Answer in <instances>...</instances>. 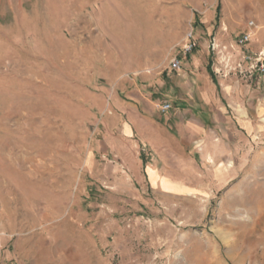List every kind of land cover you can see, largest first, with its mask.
<instances>
[{
  "label": "rangeland",
  "instance_id": "374dc122",
  "mask_svg": "<svg viewBox=\"0 0 264 264\" xmlns=\"http://www.w3.org/2000/svg\"><path fill=\"white\" fill-rule=\"evenodd\" d=\"M251 22L263 45L264 0H0V264H264V124L158 176L98 146L115 99Z\"/></svg>",
  "mask_w": 264,
  "mask_h": 264
},
{
  "label": "crops",
  "instance_id": "0c3cea01",
  "mask_svg": "<svg viewBox=\"0 0 264 264\" xmlns=\"http://www.w3.org/2000/svg\"><path fill=\"white\" fill-rule=\"evenodd\" d=\"M212 43L205 47L209 51L215 45L212 51L218 56V66L209 52L207 57L196 54L186 65L192 74L186 84L166 79L152 93L133 85L126 100L115 99V107L102 111L107 116L105 136L98 141L100 151L107 155L116 152L130 172L140 174L146 169L149 175L158 176L174 157L182 158L185 150L212 139L214 133H224V137L227 133L230 140H236L239 130L252 132L256 125L264 124V75L240 73L238 77L222 72L230 63L237 66L245 53L226 27ZM262 49L264 44L254 43L247 52L256 54ZM220 73L222 78L217 76ZM171 89L178 96L170 97ZM164 103L172 106L166 113L160 109ZM142 153L149 158L143 159Z\"/></svg>",
  "mask_w": 264,
  "mask_h": 264
},
{
  "label": "built area",
  "instance_id": "2783aa9c",
  "mask_svg": "<svg viewBox=\"0 0 264 264\" xmlns=\"http://www.w3.org/2000/svg\"><path fill=\"white\" fill-rule=\"evenodd\" d=\"M254 27L255 25L253 22L249 23V28L238 37L237 45L240 48L244 49L251 43V40L254 36ZM191 36L192 35H189V38ZM193 47V45H187L185 47V53L188 54L192 52ZM212 49H216L215 45H212ZM170 68L172 70H180L181 61L177 58L173 59L170 63ZM235 70L239 71L241 74L244 73L252 75L255 73H259L261 75H264V51H260L259 53L254 55L245 51V53H243L242 55L240 63L235 67ZM160 109L163 113H166L172 109V106L169 103H164L161 105Z\"/></svg>",
  "mask_w": 264,
  "mask_h": 264
},
{
  "label": "trees",
  "instance_id": "16d2710c",
  "mask_svg": "<svg viewBox=\"0 0 264 264\" xmlns=\"http://www.w3.org/2000/svg\"><path fill=\"white\" fill-rule=\"evenodd\" d=\"M217 20H218V17H217Z\"/></svg>",
  "mask_w": 264,
  "mask_h": 264
}]
</instances>
